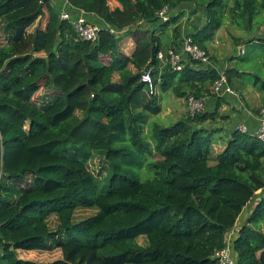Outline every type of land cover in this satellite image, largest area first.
<instances>
[{
  "label": "trees",
  "instance_id": "obj_1",
  "mask_svg": "<svg viewBox=\"0 0 264 264\" xmlns=\"http://www.w3.org/2000/svg\"><path fill=\"white\" fill-rule=\"evenodd\" d=\"M50 1L0 0V31L8 37L0 38L1 264H218L215 253L250 203L234 248L241 264H264V141L238 127L228 138L217 126L220 115L230 123L219 112L226 101L213 91L222 75L235 89L244 71L203 68L196 60L176 70L159 58L179 48L187 12H171L184 3L204 13L190 35L209 53L227 21L259 29L264 0H68L70 9L102 18L95 41L77 40ZM45 13L46 27L31 32ZM124 36L135 42L131 54L120 47ZM247 41L264 45L263 37ZM148 70L153 94L142 80ZM255 77L264 104V80ZM159 92L207 104L169 126L153 122L148 134L150 116L163 110ZM220 139L226 147L213 156ZM94 155L109 163L102 181L87 166ZM79 208L96 212L75 221ZM53 248L62 256L48 262L17 254Z\"/></svg>",
  "mask_w": 264,
  "mask_h": 264
},
{
  "label": "rangeland",
  "instance_id": "obj_2",
  "mask_svg": "<svg viewBox=\"0 0 264 264\" xmlns=\"http://www.w3.org/2000/svg\"><path fill=\"white\" fill-rule=\"evenodd\" d=\"M192 3H184L183 5H181L180 9H175L173 12H171V14H178L179 12H181L182 10H185L187 12L186 15H184L182 17L181 20V24H182V28L181 29V36L182 34H186V32L188 30H191L192 27L195 28V25H202V22L205 21V15L202 12V10H195L193 4ZM114 6V4L112 5ZM193 13H196V17H194L195 15ZM47 13H45L41 18H39V21L37 22L38 24H43L46 21V15ZM263 19V15L260 14L258 16V21ZM101 24V23H99ZM150 27V25H145V27ZM127 29H125L124 31H119L118 35L122 36L125 34ZM216 37L213 38L212 43L213 46L210 48V53L209 56L210 58L213 59H220L221 62H223V64L225 65H231L235 68H238L241 71H244V74L241 75V77L239 79H234L233 82V86L237 87V83L238 82H244L246 84V86H249L248 91L253 92V90H257L260 91V98L262 101V93L261 90H259V86L255 87L252 85L255 81V76H259L264 80V45H262L261 47H258L256 43L254 42H248L246 41L244 43V41L242 40L241 42L237 43L236 42V38H254L255 36H264V22L261 24V26L259 27H255L253 29H249V31L244 30V29H240L234 25H232L229 21H227L223 27H221L217 32ZM170 36H171V32H170ZM180 36V38L178 39V43L182 42V37ZM4 40V39H1ZM242 45L239 47V45ZM120 47L123 51L127 52L128 54H131L135 48V42L133 40L132 37L130 36H124L121 41H120ZM240 48L244 49V53H240ZM229 63V64H228ZM247 71L252 72L250 73H245ZM251 85V86H250ZM235 90V89H234ZM41 93L43 91H40ZM45 92V91H44ZM47 93V92H46ZM160 94H162L163 96V110L160 114L158 115H151L148 125L145 128L146 133L149 134L150 131V127L151 124L153 122H158L164 126H169L171 124H173L177 119H180L181 117H183L186 113H187V102H186V98H178L175 95H173L171 92H159ZM37 96V95H36ZM225 96L229 97L232 96L233 97V101L232 102H224L221 105V108L219 109V112H221L222 114H227L230 115L234 113V107L232 105V103H234V101L238 102L239 100H244L245 103L248 105L249 102L247 101V99L245 98V95L242 93L241 94V98H238V101L236 100L238 97L237 91L235 90V93H233V95H229V94H225ZM257 98H259V96H257ZM48 100L50 101V99H43L42 104L47 103ZM207 100V99H206ZM242 101V102H244ZM252 103H256V102H260L259 99H257V101L254 100V97L251 98ZM44 102V103H43ZM262 103V102H261ZM207 104V103H206ZM210 106H214V102L213 104L210 103ZM226 108H225V107ZM261 106H263V103L261 104ZM260 106V107H261ZM259 107V108H260ZM225 108V109H224ZM262 108V107H261ZM219 119V124H221V126H225L222 122H224V118L220 117ZM232 119V118H231ZM230 119V122H231ZM229 125V124H228ZM227 125V126H228ZM220 126V125H218ZM220 140H217L213 143L212 145V155L216 156L218 154H220L223 150H224V144L223 142H219ZM222 144V146L220 145ZM87 166L89 168L90 171H92L94 173V175L96 176V178L98 179V181H102L104 175L106 174V172L108 171L109 168V163L108 161L102 156V155H94L89 162L87 163ZM0 175H1V157H0ZM149 171H143L142 172V177H148ZM254 203H250L248 205V207H246L243 211V213L240 215L239 219H238V223H237V227L235 229V235L233 234V236H238L237 233V229H239L247 220V218L249 217V215L251 214L253 208H254ZM96 212V210L94 208H79L74 216V220L75 221H79L81 219H84L88 216L93 215ZM49 224L50 227L52 229L57 228L58 225V221L55 215L51 216L49 218ZM139 243L145 245L147 243V240L145 237H140L139 238ZM1 252H2V248L0 245V264H1ZM17 254L20 258L23 259H28V260H33V261H37V262H48V261H53L55 259H58L62 256L61 250L59 248H53L51 250H45V251H39V250H22L19 249L17 251Z\"/></svg>",
  "mask_w": 264,
  "mask_h": 264
},
{
  "label": "built area",
  "instance_id": "obj_3",
  "mask_svg": "<svg viewBox=\"0 0 264 264\" xmlns=\"http://www.w3.org/2000/svg\"><path fill=\"white\" fill-rule=\"evenodd\" d=\"M83 11L82 9L76 8L66 9L60 12V17L61 19L68 20L72 23L74 30L77 33V40L95 41L98 38V33L102 28V25L89 21ZM160 16L162 19L167 20L170 13H168V10L164 8L160 11ZM241 53H244V49L241 50ZM159 58L172 64L176 70L182 68V63L184 61L196 60L199 61L200 65L209 64L211 62L209 53L194 41L190 33L183 35L182 42L179 43V48L170 49L167 55L161 51L159 53ZM142 80L148 83L149 92L150 94H153L155 92V84L153 82L151 70L142 74ZM213 91L221 96H224L225 94L233 95V93H235V90L228 84L225 75H222V77L214 83ZM206 101L207 100L204 98H198L194 95H190L187 98L188 110L192 114L201 112L205 109ZM258 120V125L253 130L250 129L248 125L243 123L237 125L236 127L244 132H251L259 140L264 141V104L260 110ZM1 151H3L2 148ZM237 226L238 225L228 232L226 236L227 245L215 253L218 264H241L238 260V255L233 243L236 238L233 234L235 235V229ZM238 231L239 229H237L236 235L238 234Z\"/></svg>",
  "mask_w": 264,
  "mask_h": 264
},
{
  "label": "crops",
  "instance_id": "obj_4",
  "mask_svg": "<svg viewBox=\"0 0 264 264\" xmlns=\"http://www.w3.org/2000/svg\"><path fill=\"white\" fill-rule=\"evenodd\" d=\"M50 2H51V5L53 6V8L55 9V11H57L58 13L61 12V11H63V10H66V9H70V6H71V4H70V2L68 0H51ZM180 8H181V6L178 9H180ZM83 12L85 13L86 18L89 21L96 22V23H103L102 18H100L98 15L93 14V13H89V12H86V11H83ZM194 17H196V15ZM46 18L47 19H46L45 23H43V24H38L37 23L39 21V19H38L34 23V25H32L29 28V30L32 32L39 25L42 28H45L46 27V24H47V21H48V14H47ZM204 22H202V25H203ZM201 26L200 25H195V28L192 27V29L191 30H188L186 32V34L197 32L201 28ZM181 29H183L182 28V24H181ZM181 29H180V31H181ZM183 35L184 34H182V36H181V34H180L181 37H183ZM216 35H217V33H216ZM216 35L214 37H216ZM258 37H261V38L263 37L264 38V36H258ZM0 38L8 41L7 34L4 33V32H1V31H0ZM243 41L245 43L247 41V39L244 38ZM212 46H213V43H212V40H211L208 43L209 53L211 51L210 48ZM240 46H242V45L240 44L239 47ZM240 49L242 50L243 48H240ZM241 50H240V53H241ZM39 55L44 56L45 54L42 52ZM230 66H231L230 64L228 66L225 65V64H223V62H221L220 59L216 60V59L211 58V62L209 64H203L200 67L208 68V69L217 68L219 71H224L226 68H228ZM247 72H250V71H247ZM252 85L255 87L254 84H252ZM234 88H235V90L237 91V94H238V97H237L236 100L238 101V98L240 99L241 98L240 96L243 93L245 95V98L249 102V104L247 105L245 103V101L242 100V99L239 100L238 102L234 101V103H232V105L234 107V110H233L234 113L231 114V116H230V119L232 118L231 119V122L230 123H227L225 125V127H224L225 129L228 130V132H224V133H228L227 134L228 138L231 136V132L233 131V129H235V127L237 125L241 124V123L248 125L249 128L253 130L258 125V122H259L258 119H259L260 110H261V107H262L261 104L263 103V96H262V101H261L260 91H257V90H253V92L248 91L249 86H246V84L244 82H238L237 83V87H234ZM255 89H256V87H255ZM257 96H259V98H257ZM223 97L225 98V101H227L228 103L229 102H232L234 100L232 96L227 97V96L224 95ZM253 97H254V100L255 101H257V99H259L260 102H256V103L253 104L252 101H251V98H253ZM213 101H214L213 99L209 100V105H210V103L213 104ZM242 101H244V102H242ZM219 125L221 126V124H219ZM219 142H223L224 148L226 147L227 142L225 140H221L220 139ZM220 145L222 146V144H220ZM0 157L2 159L1 142H0ZM1 166H2V163H1ZM246 207H248V206H246ZM237 223H238V221H237ZM237 223H236V225H237Z\"/></svg>",
  "mask_w": 264,
  "mask_h": 264
}]
</instances>
